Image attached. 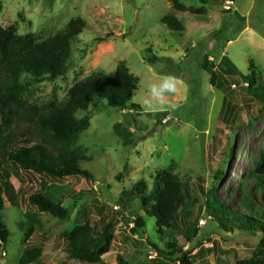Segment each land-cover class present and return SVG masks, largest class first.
<instances>
[{
  "label": "rangeland",
  "instance_id": "rangeland-1",
  "mask_svg": "<svg viewBox=\"0 0 264 264\" xmlns=\"http://www.w3.org/2000/svg\"><path fill=\"white\" fill-rule=\"evenodd\" d=\"M227 1L181 0L188 8L182 12L169 0H1L0 27L17 24L19 34L35 33L39 40L55 35L73 18L86 23L72 44L68 73L42 81L24 74V99L40 106L62 100L78 81L97 71L113 75L124 61L140 79L132 104L141 109L119 110L99 97L88 110L78 111L80 118L91 117L77 141L87 151L80 164L91 177L59 179L22 170L12 175L19 205L7 202L3 210L10 235L7 243H0V264H20L25 248L43 241L46 264H82L67 259L60 235L98 221L97 207L118 212L113 250L103 257L106 264H117L118 253L135 264H243L264 255L259 253L260 231L231 224L228 231L206 209L205 192L217 183L216 194L233 210L241 212L238 200L248 196L255 211L264 212V190L256 191L252 178L264 150V100L261 93L251 95L239 78L250 73L253 61L258 84L264 86V0H233L231 9ZM170 13L185 30L169 29L161 21ZM207 40L214 43L203 67ZM151 55L159 61L146 62ZM213 62L224 80L220 88L211 82ZM165 80L174 81L176 90L166 93L161 103L150 88ZM234 81L239 85H232ZM163 169L187 182L192 198L180 212L179 230H165L162 236L139 200L125 210L116 200L140 181L151 192ZM218 169L223 172L220 181ZM35 191L61 201L66 219L39 212L29 201ZM138 216H145L144 235L132 230ZM30 222L35 227L28 239ZM169 240L182 249L176 261L154 249L158 245L166 250Z\"/></svg>",
  "mask_w": 264,
  "mask_h": 264
},
{
  "label": "trees",
  "instance_id": "trees-1",
  "mask_svg": "<svg viewBox=\"0 0 264 264\" xmlns=\"http://www.w3.org/2000/svg\"><path fill=\"white\" fill-rule=\"evenodd\" d=\"M169 1L177 11L188 10L181 0ZM189 10L197 13L194 8ZM161 21L169 29L185 30L174 13L163 16ZM85 26L86 23L81 17L73 18L64 29L45 40H39L35 33L19 34L17 24L0 27V243H7L10 235L3 218L5 205L7 202L13 206L19 205L20 191H16L11 182L12 175L18 170L59 179L77 175L88 178L92 176L80 164L87 158V151L77 146L81 134L91 125V117L86 115L80 118L77 115L78 111L88 110L99 97L106 98L109 106L119 110L141 109L140 105L132 104L139 89L140 79L130 71L124 61L117 65L113 75L97 71L78 81L62 100H50L40 106L24 99L25 86L22 83L24 74L42 81L44 78L53 80L63 77L68 73L73 55L72 44ZM209 41L207 40L204 46L206 52L203 53V67L210 61L208 51L214 42ZM145 61L153 63L159 61V58L151 55L147 56ZM255 68V63L251 61L250 73L240 74L242 83L234 81L232 85L245 84L251 95L259 96L261 93L264 100V86L258 84ZM210 71L212 84L218 88L222 87L224 80L220 79L222 75L215 62L211 63ZM228 153L231 155L232 150ZM258 167L252 174L256 181V191L264 190V150ZM216 174L217 181H220L222 170L218 169ZM216 184L205 192L206 209L228 231H231L234 225L245 231L254 233L260 231L263 238L260 244L262 250H259V253H263L264 212L255 211L254 202L248 196H242L238 200L241 212L233 210L216 194L219 190ZM245 186L246 183H243L241 188L245 189ZM191 198V186L181 181L172 171L163 169L157 173L151 192H148L146 183L140 181L131 189L122 190L116 203L125 210L139 200L146 216L155 218L157 233L163 236L165 230H179L180 212ZM29 201L41 213H50L59 219L67 217L68 211L63 203L56 201L47 193L35 191L29 197ZM96 209L100 219L94 224L86 223L72 231L66 230L60 235L65 245L67 259L82 264H106L103 257L113 250L117 227L115 215L118 212H115L113 207L107 211L101 207ZM33 221L39 223L37 220ZM34 222L29 223L32 229L28 230V239L34 233ZM133 223L134 233L140 235L146 233L145 216H138ZM46 243L43 241L41 244L27 246L20 264H46L43 259ZM166 245V250L158 245H154V249L158 255L176 261L177 254L182 253L181 247L170 240ZM117 264L135 263L124 254L118 253ZM243 264H264V255L253 256Z\"/></svg>",
  "mask_w": 264,
  "mask_h": 264
},
{
  "label": "clouds",
  "instance_id": "clouds-1",
  "mask_svg": "<svg viewBox=\"0 0 264 264\" xmlns=\"http://www.w3.org/2000/svg\"><path fill=\"white\" fill-rule=\"evenodd\" d=\"M176 85L174 81L165 80L160 85H153L150 88L151 96L157 101L163 103L166 93L175 92Z\"/></svg>",
  "mask_w": 264,
  "mask_h": 264
},
{
  "label": "built area",
  "instance_id": "built-area-1",
  "mask_svg": "<svg viewBox=\"0 0 264 264\" xmlns=\"http://www.w3.org/2000/svg\"><path fill=\"white\" fill-rule=\"evenodd\" d=\"M233 4H234V1L233 0L227 1V9H231L232 6H233Z\"/></svg>",
  "mask_w": 264,
  "mask_h": 264
}]
</instances>
